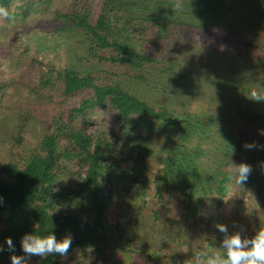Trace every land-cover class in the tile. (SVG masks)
<instances>
[{
	"label": "trees",
	"instance_id": "1",
	"mask_svg": "<svg viewBox=\"0 0 264 264\" xmlns=\"http://www.w3.org/2000/svg\"><path fill=\"white\" fill-rule=\"evenodd\" d=\"M25 1L8 11L0 57L40 33L66 51L62 65L36 56L33 80L0 74V264H10L5 238L19 255L24 234L51 232L71 234L70 252L87 264H205L194 256L211 236L207 250L220 251L216 224L248 237L264 228V102L248 97L264 91V0H101L95 18L94 0ZM196 97L199 112L186 107ZM140 118L152 122L145 137L131 123ZM31 127L35 142L25 138ZM195 137L205 145L189 144ZM154 155L163 167L151 190L141 165ZM241 162L253 168L243 186L233 180ZM114 190L124 215L113 224Z\"/></svg>",
	"mask_w": 264,
	"mask_h": 264
},
{
	"label": "rangeland",
	"instance_id": "2",
	"mask_svg": "<svg viewBox=\"0 0 264 264\" xmlns=\"http://www.w3.org/2000/svg\"><path fill=\"white\" fill-rule=\"evenodd\" d=\"M26 1L25 0H16L11 7H1L4 8L7 11L13 12H23L24 8L22 5H25ZM49 8V7H48ZM51 9V8H50ZM101 9V0H94L93 8H92V13H93V18H95L98 13L100 12ZM52 10V9H51ZM54 10V7H53ZM45 11H49L48 9ZM50 18L52 16L50 15ZM5 19H0V39L7 40L6 42L9 41L10 36H11V31L9 29H6L5 27ZM138 36H140V32L137 31L136 33ZM42 33L39 34V36H32L30 39L29 44L27 42H23L17 38L15 44H14V52L12 54V58L10 59H5L0 57V74L2 75L3 78L5 79H18V80H24V81H30L36 78L38 76L41 68H42V63L39 61V59H36L35 57L38 56L39 58L42 59H51L53 58L55 62H57L59 65L63 64L64 60V53L66 51V48L61 44L60 46H56V49L52 46L53 43V38L52 35L49 33H45L42 36ZM138 38H134V41L136 42L135 44L138 45L140 49L143 48L145 45V42L141 38V40H136ZM138 41V42H137ZM132 43V42H130ZM28 44V46H27ZM147 44L151 45L150 49L152 50L156 48L155 45H153V42H148ZM55 49V51H54ZM57 52V55H56ZM207 84V83H206ZM14 88L10 87L8 88V95L5 97L6 99H10V95L13 93ZM16 99V98H15ZM204 101L201 97H196L193 101H190L186 104V107L191 109L192 111H197L199 112L203 106H204ZM118 123H121L119 120ZM131 123H136L135 124V132L142 137L146 136L147 130L145 129L148 125L152 124L148 119L146 118H140L136 122L133 119ZM96 124L90 123L89 124V130H94L96 128ZM225 129V125L222 124H216L213 127V131L215 133V137H219L221 135V131ZM38 131H34V128L31 127L27 128L25 131V138L28 139L31 142H35L37 138L35 135L37 134ZM154 141L159 144L160 142L165 141L164 136L158 132L157 134L154 135ZM205 141L201 140L199 137L191 138L189 144L197 145V144H204ZM215 140L211 139L210 144L214 143ZM144 168V171L148 175L149 179V186L151 190H155L157 187V181L156 178L160 174V170L163 167V162H162V157L161 156H150L147 158L143 164L141 165ZM120 184H126L127 181L124 183L123 180L119 182ZM112 195V200L109 203L108 206V215L111 223H116L118 219L123 218L124 215V210L121 209L120 207V201L121 199L118 197V193L116 190L113 191ZM229 227V230H231V226L226 222V224ZM240 228H235L234 231H238ZM220 233V232H219ZM218 233V235H219ZM245 233V232H244ZM217 231L213 229V235L216 236ZM221 234V233H220ZM245 235V234H244ZM204 237H208L205 235ZM216 237H208L207 240H204L203 249L202 250V256H198L195 254L194 258L198 259L201 263L207 262V258L212 255L213 253L209 250H207L209 247L212 248L213 245H217L216 243ZM198 240L201 241V239L197 238ZM220 241L223 239V234H221ZM197 248V246H194ZM206 248V249H205ZM217 248H219L217 246ZM63 264H87L86 258L82 255L81 251L79 249L73 250L68 254V257L66 259L61 258L59 256H56ZM150 264H153L150 262ZM155 264H160V263H155Z\"/></svg>",
	"mask_w": 264,
	"mask_h": 264
},
{
	"label": "clouds",
	"instance_id": "3",
	"mask_svg": "<svg viewBox=\"0 0 264 264\" xmlns=\"http://www.w3.org/2000/svg\"><path fill=\"white\" fill-rule=\"evenodd\" d=\"M177 10L182 8L181 3L175 5ZM9 12L0 8V19H8ZM224 47V46H222ZM254 102H264V91L252 90L248 96ZM264 135V131H261ZM246 149L257 147L255 142L245 143ZM264 147V146H261ZM234 183L243 186L247 183L253 172L251 165L241 162L235 165ZM3 198L0 197V203ZM217 230L223 234L220 244V251L214 252L207 258L206 264H264V228L258 229L252 237L244 235L246 229L240 226L238 231H229V227L223 223L215 225ZM233 227H237L233 223ZM7 251L10 253V264H30L32 257L46 258L49 256H59L66 259L73 245L71 234L57 239L54 232L47 236H38L34 233H26L20 240V250L22 254L16 253V245L11 237L5 238ZM5 251L4 245H0V253Z\"/></svg>",
	"mask_w": 264,
	"mask_h": 264
}]
</instances>
